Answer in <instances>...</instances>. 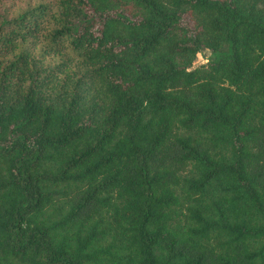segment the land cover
<instances>
[{"label": "trees", "instance_id": "trees-1", "mask_svg": "<svg viewBox=\"0 0 264 264\" xmlns=\"http://www.w3.org/2000/svg\"><path fill=\"white\" fill-rule=\"evenodd\" d=\"M0 264H264V0H0Z\"/></svg>", "mask_w": 264, "mask_h": 264}, {"label": "rangeland", "instance_id": "rangeland-1", "mask_svg": "<svg viewBox=\"0 0 264 264\" xmlns=\"http://www.w3.org/2000/svg\"><path fill=\"white\" fill-rule=\"evenodd\" d=\"M212 56V52L208 48H203L201 51L197 52L194 58V65L200 63H206Z\"/></svg>", "mask_w": 264, "mask_h": 264}]
</instances>
